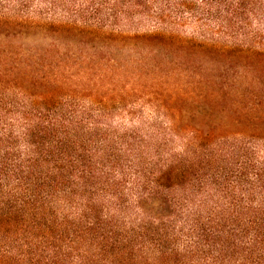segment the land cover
I'll return each mask as SVG.
<instances>
[{
	"label": "trees",
	"instance_id": "trees-1",
	"mask_svg": "<svg viewBox=\"0 0 264 264\" xmlns=\"http://www.w3.org/2000/svg\"><path fill=\"white\" fill-rule=\"evenodd\" d=\"M0 264H264V0H0Z\"/></svg>",
	"mask_w": 264,
	"mask_h": 264
}]
</instances>
